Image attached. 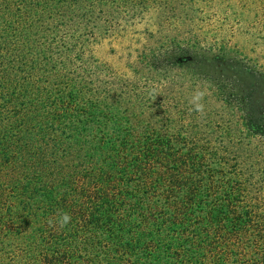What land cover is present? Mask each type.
<instances>
[{
    "label": "trees",
    "instance_id": "1",
    "mask_svg": "<svg viewBox=\"0 0 264 264\" xmlns=\"http://www.w3.org/2000/svg\"><path fill=\"white\" fill-rule=\"evenodd\" d=\"M0 264H264V0H0Z\"/></svg>",
    "mask_w": 264,
    "mask_h": 264
},
{
    "label": "rangeland",
    "instance_id": "2",
    "mask_svg": "<svg viewBox=\"0 0 264 264\" xmlns=\"http://www.w3.org/2000/svg\"><path fill=\"white\" fill-rule=\"evenodd\" d=\"M138 37H106L100 39L92 47L94 56L112 67L124 68L127 60L135 55V50L141 47Z\"/></svg>",
    "mask_w": 264,
    "mask_h": 264
},
{
    "label": "clouds",
    "instance_id": "3",
    "mask_svg": "<svg viewBox=\"0 0 264 264\" xmlns=\"http://www.w3.org/2000/svg\"><path fill=\"white\" fill-rule=\"evenodd\" d=\"M71 217L67 213H61L58 220L56 221L60 227H64L66 224L69 223ZM51 224L52 221H49Z\"/></svg>",
    "mask_w": 264,
    "mask_h": 264
}]
</instances>
